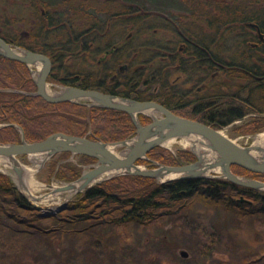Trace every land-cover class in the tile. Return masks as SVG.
<instances>
[{"label": "flooded vegetation", "instance_id": "obj_1", "mask_svg": "<svg viewBox=\"0 0 264 264\" xmlns=\"http://www.w3.org/2000/svg\"><path fill=\"white\" fill-rule=\"evenodd\" d=\"M226 6L236 18L237 0H8L2 14L13 23L19 14L23 28L18 39L0 37L50 58L47 84L56 89L155 101L191 118L181 113L236 98L245 78L247 92L264 85V23H233L230 44L218 21ZM222 43L230 45L229 58ZM53 58L63 60L57 70ZM28 66L38 77L43 65Z\"/></svg>", "mask_w": 264, "mask_h": 264}, {"label": "trees", "instance_id": "obj_2", "mask_svg": "<svg viewBox=\"0 0 264 264\" xmlns=\"http://www.w3.org/2000/svg\"><path fill=\"white\" fill-rule=\"evenodd\" d=\"M237 1L239 8L236 18H233L228 6L221 11V18L218 21L222 29V40L230 37L231 25L235 22L238 25L246 21L264 23V0H247L245 4H241L243 0ZM0 29H2L0 35L8 41H11V37L18 39L20 29L13 22L6 20V14H0ZM229 56L222 53V58ZM261 58H264V54ZM53 60L55 69L63 61L62 58ZM262 60L264 64V59ZM244 80L242 84L238 82L236 98L231 99L230 95L222 96L219 105H214L216 101H212L210 109L195 112L194 116L190 115V112L180 113L216 128L229 126L247 114L256 113L257 115L249 122L252 125L250 131L264 129V116L258 115L264 113V108L254 107H264V85L250 87L247 92L248 80L246 78ZM251 85L253 86L252 83ZM35 90L37 84L29 66L25 62L0 54L1 143L21 142V130L28 141L44 139L56 131L86 135L107 142L125 139L136 133V126L126 111L97 105L89 106L83 102H49L42 96L33 94ZM139 119L144 124L151 121L150 116L144 113H139ZM104 121L116 122V128L112 130L110 127L109 131H105ZM70 153L65 151L56 154L50 162L55 161L56 165V156L62 157ZM80 156L86 158L88 162L97 161L92 156L85 154ZM196 159V154L190 149H180L177 154H173L164 146H156L148 152L147 158L139 159L137 163L143 162L153 167L156 166L154 161L175 165ZM232 169L238 174L264 180V173L253 172L237 164H233ZM80 170V167L72 166L71 163L63 164L56 176L58 179L74 180L81 175ZM112 182H115V185ZM195 203L228 208L242 217L254 216L264 224L263 189L240 185L224 177H190L161 182L146 175L120 174L76 194V198L68 203L69 209L73 211L64 219L67 226L64 232L88 231L90 229L88 223L95 220V223L97 221V224L101 225L100 230L99 227L95 230L97 232L109 226L121 228V251H128L127 248L133 245V241L129 240L132 229H152L163 219L175 217L185 229L197 231L198 240L194 257L189 261L198 264L199 262H195L196 257L200 255L202 260H208L220 237L218 227L205 226V223L201 222L195 225L188 220L187 212ZM36 212L34 204L18 189L12 178L0 171V264L18 254L24 255L28 247L27 238L32 234L31 218ZM54 230L57 229L48 230L47 234L55 232ZM126 264L151 263L133 259Z\"/></svg>", "mask_w": 264, "mask_h": 264}, {"label": "rangeland", "instance_id": "obj_3", "mask_svg": "<svg viewBox=\"0 0 264 264\" xmlns=\"http://www.w3.org/2000/svg\"><path fill=\"white\" fill-rule=\"evenodd\" d=\"M257 5L259 6V4ZM5 7H8V0H0V14L6 11ZM13 15L20 18L19 14ZM19 18L13 24L21 29L23 26ZM229 36L230 38L226 39L231 44L232 32L229 33ZM226 39L224 40L226 41ZM33 77L36 80L37 74L33 73ZM48 85L49 91H56L50 83ZM80 101L88 102L83 99ZM256 115L247 114L244 120H237L220 129H224L225 133L239 144L249 146L255 143L256 135L264 133V129L250 131L252 125L249 122ZM258 115L264 116V113H258ZM103 123L105 131H109L110 127L112 130L116 128V122L104 121ZM164 147L173 154H177L180 149L191 150L192 146L189 143H184L183 137H177L176 142L170 147ZM122 148V146L117 147L116 151L119 152ZM52 157H49L43 165L41 163L43 159L38 154L15 157L24 167L34 165L36 168L34 177L37 182L31 185V195L27 191L30 189L29 184L23 181V185L27 189L23 187L22 182L15 179L18 177L12 167L7 169L5 163L0 162V171L9 176L11 174L10 177L15 185L37 209L34 217L31 218L32 234L27 238L28 247L24 255L18 254L1 264H126L127 261L133 259H137L138 262L147 261L151 264H193L189 259L194 257V249L198 240L197 231L185 229V226L179 224L180 221L175 217L163 219L152 229H132L129 240L133 241V245L127 248L128 251H121V228L109 226L108 229L104 228L103 231L97 232L95 230L97 227L100 230L101 225L99 222L97 224V221L95 223V220L88 223L90 226L88 231L73 232L70 230L64 232L67 227L64 219L68 218L73 211V209H69L68 203L76 198L78 192L51 193L52 188L48 184L59 186L77 180L81 176L74 180L58 179L57 171L62 168L63 164L71 163L72 166L80 167L82 174L96 161L88 162L86 158L70 153L62 157L56 156L55 165V161L50 162ZM138 164L142 167H150L143 162ZM212 173L221 174L219 171H212ZM238 175L254 178L246 174ZM114 183L112 182L113 185H115ZM60 195L67 196V198L63 205L56 207L53 199ZM187 214L188 220L195 225L201 222L205 223V226L213 225L219 228L220 241L215 245L212 256L204 261L199 255L195 262L202 264H264V224L254 216L242 217L228 208L213 207L203 203H195ZM53 229L57 230L47 234L48 230L53 231ZM182 249L189 252L188 257L181 256Z\"/></svg>", "mask_w": 264, "mask_h": 264}, {"label": "water", "instance_id": "obj_4", "mask_svg": "<svg viewBox=\"0 0 264 264\" xmlns=\"http://www.w3.org/2000/svg\"><path fill=\"white\" fill-rule=\"evenodd\" d=\"M0 54L28 64L41 63L43 66L36 78L38 89L32 93L43 96L47 101L88 100L86 103L89 106L97 105L128 112L136 126L134 136L111 142L65 132H54L44 139L28 141L22 130L21 142H0V158L14 160L12 169L21 182L26 177L27 169L17 161L15 158L17 155L43 154L45 156L41 162L43 165L49 157L69 151L73 154L95 157L97 161L89 169L84 170L77 180L59 186L48 184L52 188L51 193L72 190L73 193L81 192L98 182L120 174L146 175L155 177L161 182L190 177H224L240 185L264 190V180L240 176L232 169V165L237 164L250 171L264 173V146L254 143L243 146L229 137L224 129L178 115L155 101L127 99L77 86H67L61 92L50 93L47 90V77L51 69L50 58L32 50H20L2 37H0ZM150 112H152L150 114L152 120L142 123L139 113L148 115ZM190 135L200 136L215 154L211 164H206V158L194 147H191V150L196 154L197 159L192 162L173 165L154 161L156 166L148 168L137 163L139 159L147 158L152 148L163 146L166 140ZM115 146L123 148L117 152L112 148ZM212 171H219L221 174H213ZM107 172L112 174L100 178ZM23 187L26 188L24 185ZM180 254L183 257L189 256V252L185 249H182Z\"/></svg>", "mask_w": 264, "mask_h": 264}, {"label": "bare ground", "instance_id": "obj_5", "mask_svg": "<svg viewBox=\"0 0 264 264\" xmlns=\"http://www.w3.org/2000/svg\"><path fill=\"white\" fill-rule=\"evenodd\" d=\"M230 38V37H229ZM225 41V40H224ZM227 41V39H226ZM229 44L227 43H222V53H224V55L226 56L227 54L230 55V47L228 46ZM229 50V51H228ZM16 60V59H15ZM26 63V62H25ZM28 65V63H26ZM30 66L32 65H35V64H29ZM38 67H39V64H36ZM49 83V82H48ZM53 86V85H52ZM67 86H70V85H67ZM67 86H64L63 88H59V89H56L54 88V90H57V91H49L50 90V87L49 85L47 84V90L50 92V93H58V92H61L63 91ZM78 87V86H77ZM38 89V88H37ZM88 89V88H87ZM37 91V90H35ZM33 94H36V93H33ZM36 95H39V94H36ZM41 96V95H40ZM43 97V96H42ZM46 100V99H45ZM69 101H74V102H81V101H78V100H69ZM58 103V102H57ZM87 104V103H86ZM104 141V140H103ZM176 142V137H172L168 140H166L164 142V146H167V147H170L173 143ZM183 142L184 143H189L192 147H194L200 154H202L205 158H206V164H211L212 161L214 160V156L215 154L207 147V144L203 142V139L200 137V136H195V135H190V136H184L183 137ZM254 144H258L260 146H264V133H261V134H258L256 135V139H255V143ZM117 147H120V146H115V147H112L115 151H116V148ZM38 155H41V158L44 159V155L43 154H38ZM0 162H4L5 163V166L8 168H11L14 164V160L10 159V160H3L0 158ZM27 169V172L28 174L26 175L24 181L27 182L30 186V189L27 190L28 191V194H32L31 192V185L34 184L35 182H37V180L35 179L34 177V172L36 171V168L35 166H31V167H25ZM111 175L112 173H104L100 178H104V177H107L108 175ZM172 176V175H171ZM15 179L21 183L20 180H18L16 177ZM22 185H23V182H22ZM62 192H67L69 194L73 193V190L72 191H62ZM67 196H55L54 197V204L56 205V207H59L61 205L64 204V200H66ZM52 202V203H53Z\"/></svg>", "mask_w": 264, "mask_h": 264}]
</instances>
